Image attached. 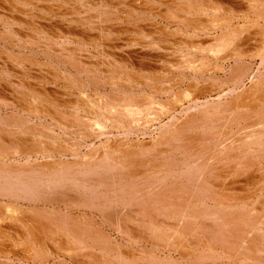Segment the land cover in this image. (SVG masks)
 Segmentation results:
<instances>
[{"label": "bare ground", "instance_id": "1", "mask_svg": "<svg viewBox=\"0 0 264 264\" xmlns=\"http://www.w3.org/2000/svg\"><path fill=\"white\" fill-rule=\"evenodd\" d=\"M0 1V3L7 4V7L4 6L5 9L0 7V20L7 25L17 27L23 24L25 18L31 19V21L27 19L26 24L32 26V32L29 29L31 34L19 33V38L13 40L5 38L6 35H2L3 30H0V40L19 50L18 54L14 55L20 57L23 64L34 68V66L37 67L43 63L34 56L28 59L26 51L28 47L42 49V39H46L50 33L53 36L52 39H58L61 43V49L54 48L53 55L61 56L77 73L71 76V79L69 78V83L74 86H66L68 89L65 96L68 98L66 99H62L55 92L45 91L42 93L43 95L38 94L41 89L37 90V94L41 95L40 99L45 104L41 105V102L36 105L37 107L31 109L28 115L40 117V114H43L50 118L52 127H49L48 131H43L45 127L43 130H39L37 127L25 125L24 119L18 120L16 114L17 118H14L0 112V185L2 186L0 199L10 198L14 201L19 200L27 203L29 197L36 195V192H41V188L44 190L43 193H51L53 188H70L78 195H85V197L89 195V199L83 201L82 198L79 200L78 198H68V201H72L66 202L67 208L68 206H85L87 209L91 208L92 211L95 209L94 211L98 212L99 209L108 206L112 208L114 203L116 207L117 205L120 208L123 207L125 211L130 206L132 209L133 204L131 203L134 202L135 209L144 196L148 199L152 193L159 194L161 191L168 193L167 196L174 200L187 197L185 195L186 193L189 195V191L185 186L178 184L175 177L171 176L172 174H167L175 167L159 164V159L160 161L164 160L163 157L170 160H176L175 157H177V161L174 162L178 164L181 175L188 178L189 184H191L190 180L193 175L207 176L213 180L210 184L208 181V183L205 182L206 179L203 184L201 176L200 183L197 181L195 185L193 183V189L199 190L198 195L204 197L190 204L183 201L180 203L179 200L177 204L172 200L169 203L167 199V206L166 199L158 198L157 203H160L161 206L157 205L158 209L166 205L167 207L163 209L167 211L166 214L171 212L169 215L172 220H169L174 221V224L172 222L159 223L157 219H155V224L152 222L153 225L151 222L148 223L145 229L151 232L148 234L154 235L156 232L158 236L155 235L153 240H143L138 237V239H132L133 246L145 243L144 245L149 248L148 251L143 248L144 251L142 249L133 254L126 253L127 249L125 248L123 251L117 249L121 245H117L118 242L113 240L115 238L111 237L110 232L102 229L101 226L98 227L94 223L91 225L86 224L87 222L83 223V216L70 218V214H66L68 213L67 209H65L66 213L61 208H56L58 212L54 211L45 215L44 213L32 214L31 210L32 213L29 215L26 213L20 215L13 212L14 209L3 211L1 203V264H49L51 261L54 264H77L76 259H80L79 252L83 248L91 250L89 253L87 252V258H85L86 255L82 256L85 262L80 264H161L162 261L158 256L159 248H163L166 252L174 251L180 254L182 259L175 260L174 263L169 261V264H182V262L185 264H264V0H147L148 2L140 3V8L127 5L126 8L130 12L139 9L143 17H146L145 14L150 15L154 20L151 25L153 28L156 27V30H151L155 31L154 34L151 31H146V33L143 26L129 30L135 34V37L136 35L140 36L136 37L137 39L131 47L134 48V52L137 51L135 45L138 48L143 46L141 44L143 40L180 37L179 40L177 39L179 42H176L178 55H174L175 58L171 59V64L169 57H162L165 59L164 62L169 63V66H165V63L162 65L166 68L165 72L171 76L167 79V84H163L165 87L161 88L162 90L156 86V83L164 78H160V74L159 78H153V75L156 74L155 70L144 65L143 57H139L140 61L137 62V65L131 64L130 66L131 52L128 56V50H124V56L115 55L114 63L109 65V72L103 70L102 63L100 65L97 62L87 64L81 62L78 57L79 52L77 50L74 52L69 46L76 43L77 40H82L92 48L100 47L104 43L103 40H107L103 35L105 31L90 24L91 28L96 27L93 30L101 31L103 34H99L97 39L93 37L95 33L93 36L87 35L84 38L76 32L77 29H74V26L73 30L68 29L67 32H64L60 29L59 31L54 30L51 26L39 25L48 19L45 14H54L55 11L59 15L61 11L58 12L53 8L55 4H51V0ZM66 1L70 4L75 0ZM132 2L134 1L132 0ZM137 2L139 3L140 0ZM124 3L126 4L125 0ZM152 3H158L157 7H152ZM45 4L49 5L45 6ZM63 5L64 3L61 2L56 6L63 7ZM78 9L80 8L78 7ZM39 10L43 12V16H39ZM63 16L64 18L70 16L76 20L80 19L79 12L75 9H72L69 14L64 13ZM157 20L165 21L167 25L160 28ZM171 26H175L172 31L168 29ZM99 27L101 28V26ZM121 30L123 29L120 28V32ZM251 34L254 37L248 39ZM243 38L245 41L247 40L246 42L251 40L250 44L259 43L256 47H251L250 44L244 47V44H238ZM127 46L129 47L128 44ZM80 59L82 58L80 57ZM256 60L263 63L261 65L263 71L254 74L253 62ZM67 64H63V67L67 68ZM149 66L151 65L149 64ZM7 68L9 69V67ZM20 70L22 69L20 68ZM117 70L119 71L116 72ZM107 73H110V76H107ZM190 73L191 75H189ZM138 74L150 75V77L146 80L143 76H137ZM84 78L86 80H83ZM248 81L250 84L245 86ZM206 83L208 86L203 89L199 88L201 84ZM183 84H186L185 89L181 88ZM143 85L150 86L152 93L149 97L146 95L134 97L122 88L123 86L142 88ZM108 86L111 89L115 88V91H119L118 88H122L124 91L120 90L116 94H106L105 92L102 94L96 91H99L101 87ZM224 87L228 91H225ZM90 88L94 91L92 90L91 94L86 95L85 89ZM74 89L76 90L74 91ZM56 92L58 93V91ZM215 95L218 96L216 100L213 99ZM158 96L166 98L157 100ZM6 98L8 99V97ZM0 101L12 107H15L14 105L18 102L8 103L1 93ZM27 104L28 102L26 106ZM178 111H180V118L175 115ZM167 118L168 122L165 123L164 119ZM70 120L74 127L69 124ZM156 124H159V133L153 141L150 140L151 143L142 145L141 143L137 144L138 141L134 142L136 136L145 133L147 135L151 127L154 128ZM73 128L79 130L78 137L84 141L83 144L79 139L75 141L68 139L69 137L57 138L56 130L63 131L60 133L62 136L68 131H70L68 134L71 133V130H75ZM200 131L205 133L204 135L207 134V137L201 135ZM111 132H115L118 138L113 139ZM109 133L112 134V139ZM43 137L48 138L45 144L50 142L49 138L57 140L56 143L53 141L54 144L51 146H47L48 144L45 146ZM96 138L107 140H104L106 141L104 143L101 141V144L95 143L97 146L89 143ZM82 146L87 148L83 154L80 153ZM179 156L181 157L178 160ZM185 162H187L186 165ZM175 166L177 167V165ZM102 176H106L109 180L104 178L105 182L103 183ZM199 177L198 179H200ZM142 181L146 182L144 187L141 186ZM189 184L187 185L189 186ZM199 185L201 188H197ZM62 193L63 191L60 192V195ZM64 193L66 194L67 191ZM166 194L164 193V195ZM52 196L54 197V195ZM153 196L152 198H154ZM56 197L54 200L52 199L54 202ZM65 198L63 201L59 199L61 203L66 201ZM39 199H41L40 196ZM206 199L208 201L211 199L212 203H204ZM6 205L8 208L9 204ZM16 205L14 206L15 210L18 209ZM10 206L12 207V205ZM128 210L130 211V208ZM108 212L110 213V211ZM57 213L60 217L62 213L64 220L62 225L54 220ZM111 214H113L112 211ZM114 214L116 215L117 212ZM155 214L159 217L157 213ZM169 215L167 214V217ZM124 219L127 220V217ZM12 220L19 223L18 226L16 223L14 225L10 223ZM88 220L90 221V219ZM106 222V218L103 219L102 225H105ZM178 224L179 227L182 225L184 231L174 227ZM206 224L209 225L206 226ZM114 228L116 233L118 232V236L122 237L121 240L126 241L129 232L126 234V230L119 229L120 231H117L116 225ZM173 228L175 231H172ZM17 229L19 232L21 230L22 233L25 232L26 236L16 237L17 239L15 237L8 238L9 233L13 234V231H17ZM208 230L211 234L207 236ZM189 233L192 234L190 235L193 241L184 239V236L188 237ZM255 237L262 238L260 239L261 244L252 241ZM132 238L134 237L132 236ZM180 239L184 241L178 243L177 241ZM171 243L177 244L171 245ZM24 244H26L24 248H21L20 245ZM18 250L22 252L18 253ZM98 250L101 251L98 252ZM110 250L119 253L115 258L120 261H114L108 257ZM163 262L166 263L164 260Z\"/></svg>", "mask_w": 264, "mask_h": 264}, {"label": "rangeland", "instance_id": "2", "mask_svg": "<svg viewBox=\"0 0 264 264\" xmlns=\"http://www.w3.org/2000/svg\"><path fill=\"white\" fill-rule=\"evenodd\" d=\"M113 1V2H112ZM118 1V2H117ZM126 1V4L124 5L123 4V2H124V0H122V1H119V0H103V1H101V0H75V1H73V2H70V4H69V2H67L66 0H55V1H53V0H51V4L52 3H54L55 4V7L53 6V8L55 9V10H58V12H59V10H61L60 11V13H59V15H57L56 13L57 12H55L54 11V14L53 13H49L48 15L47 14H45V16H46V18H48L46 21H44V23H41V24H39V25H42V26H44V27H53L54 28V30H58L59 31V29L60 30H63L64 32H67V30L69 29V30H73V28L74 29H77L76 30V32H78V33H80L81 34V36H83L84 38H85V36H93L94 35V33H95V35L93 36V37H97V38H99V34H103V32H101V31H98V30H93V28L95 29L96 27L97 28H99V29H103L105 32H104V34L103 35H105L104 37L105 38H107V40H103V42L104 43H102L101 44V46L100 47H97V48H92L91 47V45H88L86 42H84V41H80V40H75L76 41V43H74V44H71V46H69V47H71V49L75 52L76 50H77V52H79L78 53V57H79V60L82 62L83 61V63L84 64H87V63H100V65H101V63H102V67H103V70H105V71H107V72H109V65H111L112 63H114V57H115V55L116 56H119V55H125V51L124 50H128L127 51V54H128V56H129V52H131V54H130V56H129V60L131 61V62H133V63H131L130 62V66H131V64H134V65H137V62L138 61H140V59H139V57L140 58H142L143 57V59H144V65L145 66H147L148 68H151V69H153V70H155V75H153V78L154 77H157V78H159V74L161 75L160 76V78H164L162 81H159V82H157L156 83V86L157 87H159L160 89L162 88H164L165 86H163V84H167V79L169 78V77H171L170 75H169V73H166L165 72V69L166 68H164L163 67V65H162V63H165V66H169V63L171 64V59H173V57H174V55H178V51H177V48H178V46H177V43L176 42H179V41H177V39L179 40L180 39V37H174V38H169V39H152V40H149V39H147V40H143L142 42H141V44L143 45V46H139V48L138 47H136V45H135V49L137 50L136 52H134L133 50H134V48H131L132 46H133V44H134V41H136V39L137 38H139L140 36H137L136 35V37H135V34L133 33V32H130L129 30H132V28H139V27H141V26H143V28H145L144 30H145V32L146 31H151V30H156V27L155 28H153V26L151 25L152 24V22L154 21V20H152V17L150 16V15H147V14H145L146 15V17L144 16H142V13H140V11H139V9L138 10H136V9H134V10H132L131 12L126 8L127 7V5L128 6H131V7H133V6H135L136 8H140L141 6H139L140 5V3L141 4H143V2L144 1H147V0H140V2L138 3L137 2V0H133L134 2H132V0H125ZM127 1H129V2H127ZM142 1V2H141ZM1 2V1H0ZM61 2H63L64 3V5H63V7H60V6H56L57 4H59V3H61ZM121 2V3H120ZM148 2V1H147ZM4 3V4H3ZM118 5H117V4ZM132 3V4H131ZM137 3H138V5H137ZM73 4V5H72ZM157 5H158V3H156ZM155 3H152L151 5H152V7H154V8H156L157 7V5H156ZM42 5V4H41ZM46 5H49V4H45V6ZM4 6H6L7 7V4L5 3V2H2V3H0V7L1 8H4ZM78 7L80 8V9H78ZM124 7V8H123ZM119 8V9H118ZM123 8V9H122ZM5 9V8H4ZM72 9H75L76 11H78L79 12V18L80 19H74V18H70V16L69 17H66V18H64V16H63V14L64 13H66V14H69V13H71L72 12ZM104 9V10H103ZM108 9V10H107ZM121 10H123V11H121ZM4 13L6 12V11H3ZM129 12V13H128ZM139 12V13H138ZM38 14H39V16H43L44 14H43V12L41 11V10H39L38 11ZM41 14V15H40ZM43 14V15H42ZM121 16H120V15ZM139 14V15H138ZM131 15V16H130ZM133 15V16H132ZM193 16H194V14H192ZM84 17V18H83ZM23 18V17H22ZM27 19H29V18H25V21L23 22V24H20V25H18L17 27L16 26H14V27H12V26H10V25H7L6 23H4L2 20H0L1 22H0V30H3V34L2 35H6V37L5 38H9V39H13L14 40V38H19V33H22V34H27V33H29V34H31L30 33V30H31V32H32V26H28V25H26L27 24ZM50 19V20H49ZM71 19V20H70ZM135 21H134V20ZM193 19H194V17H193ZM116 20V21H115ZM192 20V19H191ZM29 21H31V19H29ZM118 21V22H117ZM131 21V22H130ZM59 22V23H58ZM109 22V23H108ZM157 22H158V25L160 26V28H163L164 26H166L167 25V23L165 22V21H161V20H157ZM54 23V24H53ZM95 23V24H94ZM102 23V24H101ZM107 25H106V24ZM65 24V25H64ZM90 24H93V25H95L96 27H93V28H91V26H90ZM117 24V27H115V25ZM63 25V26H62ZM110 25V26H109ZM128 25V26H127ZM74 26V27H73ZM78 26V27H77ZM99 26H101V28L99 27ZM131 26V27H130ZM148 26V27H147ZM151 26V27H150ZM60 27V28H59ZM109 27H111L110 29H109ZM113 27H114V29H113ZM119 27V28H118ZM173 27V28H172ZM10 28V29H9ZM32 28V29H31ZM107 28V29H106ZM115 28H117V29H115ZM120 28L121 29H123V30H121V32H120ZM142 28V27H141ZM150 30H149V29ZM153 28V29H152ZM168 28V27H167ZM5 29V30H4ZM30 29V30H29ZM84 29V30H83ZM113 29V30H112ZM129 31H127V30ZM168 29H170L171 31L173 30V29H175V26H171V27H169ZM19 30V31H18ZM66 30V31H65ZM82 30V31H81ZM89 30V31H88ZM127 31V32H126ZM14 32V33H13ZM24 32V33H23ZM99 32V33H98ZM152 32V31H151ZM154 32L155 31H153L152 33L154 34ZM98 33V34H97ZM110 33V34H109ZM147 33V32H146ZM112 34H113V36H112ZM98 35V36H97ZM22 36V35H21ZM20 36V37H21ZM47 38L46 39H42L41 37H40V39H42V49H39V48H36V47H31V48H27V51H26V53H27V58L29 59V58H32L33 56L34 57H36L37 59H38V61L39 62H43L42 64H40L39 66H34V68L32 67H29V66H26L27 64H23V60L20 58V57H18V56H15V55H17L18 54V49L17 48H12L11 46H10V44L9 45H6L5 44V42L4 41H2V40H0V93L2 94V96L4 97V99L5 100H7V102L8 103H14V102H17L14 106L15 107H12L11 105L10 106H7V104L5 105L4 103H2L1 101H0V112L2 113V114H6V115H9L10 117L12 116V117H14V118H17L18 120L19 119H24L23 121L25 122V125H27V126H31V127H37V129H39V130H43V128H44V130L43 131H48V129H49V127L51 128L52 127V121H51V119L50 118H47L45 115H43V114H40L41 116L40 117H36L35 115H32V116H29L28 115V112L31 110V109H35L37 106L36 105H39V104H41V102H42V104L41 105H43V101H42V99H40V96L41 95H38V94H42V93H45V91H47V92H55L56 94H58V96H60L62 99H66V98H68V97H65L66 96V93H68V92H66V91H68V89L66 88V86L67 85H71L69 82H70V79H71V76H74V74H77L76 72H74L71 68H70V66L66 63L67 61L65 60V59H63L61 56H59V55H53V50H54V48H59V49H61V43H59L60 41L58 40V39H52V37L53 36H51V34L49 33V35L48 36H46ZM110 37V38H109ZM118 38V39H116V38ZM123 37H125V38H123ZM254 36L251 34L250 36H249V38L248 39H252ZM96 38V39H97ZM112 38H113V40H112ZM115 38V39H114ZM122 38V39H121ZM130 38V39H129ZM202 38H203V36H202ZM9 39H8V42H10L9 41ZM173 39V40H172ZM109 40H111V41H109ZM117 40V41H116ZM131 40V41H130ZM243 40V41H242ZM241 41H239V45H243L244 44V47H246V46H249V42L251 41H249V42H246L245 41V38H243ZM106 41V42H105ZM195 41V40H194ZM52 42V43H51ZM56 42V43H55ZM252 42V41H251ZM107 43H108V45H107ZM126 44V45H123V44ZM248 43V44H247ZM258 43L259 42H256V45L254 44V43H251L250 45H251V47H256L257 45H258ZM106 46H105V45ZM115 44H116V46H115ZM119 44V45H118ZM127 44L129 45V47L127 46ZM132 44V45H131ZM176 44V45H175ZM253 44H254V46H253ZM51 45V46H50ZM55 45V46H54ZM163 45V46H162ZM169 45V46H168ZM40 46V47H41ZM66 46H68V45H66ZM126 46V47H125ZM161 46V47H160ZM79 47H80V49H79ZM86 47H87V49H86ZM114 47V48H113ZM88 48H90V49H88ZM129 48V49H128ZM170 48H171V50H170ZM5 49V50H4ZM58 49V50H59ZM98 49H100V50H98ZM104 49V50H103ZM156 49V50H155ZM246 49V48H245ZM85 51V52H84ZM90 51V52H89ZM100 51H102V52H100ZM133 51V52H132ZM174 51V52H173ZM8 52V53H7ZM89 52V53H88ZM100 54H99V53ZM114 52V53H113ZM12 53V54H11ZM118 53V54H117ZM163 53V54H162ZM15 54V55H14ZM88 54H89V56H88ZM110 54V55H109ZM137 54V55H136ZM80 55V56H79ZM82 55V56H81ZM108 57H107V56ZM165 56V58H167V57H169V59H170V62L168 63V62H164V60L165 59H163L162 57H164ZM80 57L82 58V59H80ZM87 57V58H86ZM97 57V58H96ZM138 57V58H137ZM152 57V58H151ZM13 58V59H12ZM93 58V59H92ZM175 58V57H174ZM3 59V60H2ZM10 61H9V60ZM22 61H21V60ZM61 59V60H60ZM89 59H91V60H89ZM96 59V60H95ZM42 60V61H41ZM105 60V61H104ZM109 60V61H108ZM135 60V61H134ZM7 61H9V62H7ZM50 61V62H49ZM4 62V63H3ZM7 62V63H6ZM3 63V64H2ZM11 65H10V64ZM48 63V64H47ZM7 64V65H6ZM46 64V65H45ZM63 64H67L66 65V67L67 68H64L63 67ZM149 64L151 65V66H149ZM263 63L260 61V60H256V61H254L253 62V71H254V74H256V73H258V71H263V69H262V67H261V65H262ZM49 65V66H48ZM52 66H53V68H52ZM159 66V67H158ZM7 67H9V69L7 68ZM12 67V68H11ZM29 67V68H28ZM41 69V71H40V69ZM48 67H49V69H48ZM134 67V66H133ZM156 67V68H155ZM20 68L23 70H20ZM28 68V69H27ZM7 69H8V71H7ZM14 69V70H13ZM26 69V70H25ZM60 69V70H59ZM63 69V70H62ZM164 69V70H163ZM50 70H52V71H50ZM56 70V71H55ZM67 70H69V71H67ZM161 70H163V71H161ZM15 71V72H14ZM18 71V72H17ZM28 71V72H27ZM39 71V72H38ZM119 70H117L116 72H118ZM161 71V72H160ZM257 71V72H256ZM8 72H9V74H8ZM26 72V73H25ZM42 72V73H41ZM52 72V73H51ZM67 72V73H66ZM47 73V74H46ZM49 73V74H48ZM54 73V74H53ZM66 73V74H65ZM110 73H107L106 75L108 76ZM253 74V75H254ZM39 75V76H38ZM40 75H41V78H40ZM47 75H48V77H47ZM157 75V76H156ZM164 75V76H163ZM189 75H191V73L189 74ZM23 76V77H22ZM66 76V77H65ZM68 76V77H67ZM110 76V75H109ZM137 76H143V78H145L146 80H148V77H150V75H143V74H138ZM33 77V78H32ZM25 78V79H24ZM43 78V79H42ZM70 78V79H69ZM29 79V80H28ZM65 79H67V80H65ZM69 79V80H68ZM13 80V81H12ZM23 80H25V81H23ZM43 80V81H42ZM55 80V81H54ZM83 80H86L85 78L83 79ZM108 80V79H107ZM2 81V82H1ZM47 81V82H46ZM52 81V82H51ZM54 81V82H53ZM57 81V82H56ZM59 81V82H58ZM24 82V83H23ZM31 82V83H30ZM34 84V86H33V84ZM44 83V84H43ZM54 83V84H53ZM62 83H63V85H62ZM65 83V84H64ZM20 84V85H19ZM29 84H31V85H29ZM162 84V85H161ZM250 84V82L248 81V82H246L245 83V86H248ZM27 85V86H26ZM61 85H62V87H61ZM8 86V87H7ZM46 86V87H45ZM52 86V87H51ZM54 86V87H53ZM71 86H74V85H71ZM127 86V85H126ZM126 86H123L122 88L125 90V92L126 93H130L129 95H132V96H134V97H137V96H144V95H146V96H150L151 95V89H150V86L149 85H143L142 86V88H140V87H136V88H131L130 86H128V87H126ZM199 86V85H198ZM206 86H208V83H206V84H201L200 85V89H203L204 87H206ZM4 87V88H3ZM7 87V88H6ZM11 87V88H10ZM21 87V88H20ZM30 87H32V88H34L35 90H33V89H31ZM145 87H146V89H145ZM186 88V84H183V86L181 87V88H183V89H185ZM2 88V89H1ZM6 88V89H5ZM38 88V89H37ZM39 88L41 89L40 90V92L38 93L37 92V90L39 91ZM49 88H51V89H48ZM53 88H54V90H53ZM122 88H118V89H120V90H123ZM224 88H226V87H224ZM55 89H58V90H56V91H58V93L55 91ZM61 89H62V91H61ZM69 89H71V88H69ZM115 89V88H114ZM114 89H111V88H109V86L108 87H105V88H103V87H101V89L98 91V90H96L98 93H106V94H111V93H119V91L118 90H114ZM128 89V90H127ZM148 89V90H147ZM161 89V90H162ZM179 89V88H178ZM227 89V88H226ZM225 89V91H228V89L226 90ZM11 90H12V92H11ZM76 89H74V91H75ZM89 90V91H88ZM92 90L94 91V89H85V94L87 95V94H91V92H92ZM123 90V91H124ZM146 90V91H145ZM21 91V92H20ZM133 91V92H132ZM16 92V93H15ZM61 92V93H60ZM33 93V94H32ZM38 93V94H37ZM60 93V94H59ZM10 94V95H9ZM13 95V97H11L12 95ZM17 95V97L16 98H18V99H16L15 98V96ZM19 95V96H18ZM43 95V94H42ZM8 97V99L6 98V97ZM10 97V98H9ZM20 97H22V98H20ZM33 97V98H32ZM156 97V96H155ZM215 98H213V99H218V96H214ZM24 98V99H23ZM166 98V97H165ZM165 98L163 97V96H161V97H157V100H165ZM25 100V101H23V100ZM30 99V100H29ZM32 99H33V102H32ZM11 100V101H10ZM29 100V101H28ZM214 100V101H215ZM20 101H22L21 103H20ZM28 102V104H27V106H26V103ZM31 101V102H30ZM23 103H25V104H23ZM34 103V104H33ZM36 103V104H35ZM38 103V104H37ZM45 104V103H44ZM33 105V106H32ZM3 107V108H2ZM18 107V108H17ZM185 107H188V105L186 106L185 105ZM4 109V110H3ZM9 109V110H8ZM13 109H15V110H13ZM3 111V112H2ZM5 111V112H4ZM180 111H178V113L177 114H175V115H177V117H179L180 115V113H179ZM11 113V114H10ZM59 113H60V111H59ZM1 114V115H2ZM17 115V117H16V115ZM20 114V115H19ZM25 116V117H24ZM34 118V119H33ZM180 118V117H179ZM36 119V120H35ZM47 120V121H46ZM164 121H165V123L166 122H168V118L165 120L164 119ZM34 123V124H33ZM39 123H41V124H39ZM69 124L71 125L72 123H71V120L69 121ZM40 125V126H39ZM44 125V126H43ZM47 125V126H46ZM39 126V127H38ZM72 126L74 127V125L72 124ZM73 129H75V128H73ZM159 129H160V127H159V124L157 125L156 124V126L154 127V128H152L151 127V129L147 132V135H146V133L145 134H140V135H138V136H136L135 138H134V142L135 143H137L136 141H138V143L137 144H142V145H144V144H148V143H151V141H153L154 140V138H156L157 137V135H158V133H159ZM72 132L71 133H69L68 134V132H70V131H68L67 133H65V134H63L62 136L60 135V133L61 132H63V131H58V130H56V133H57V135H58V137L57 138H61V137H69L68 139H70V140H72V139H74L75 141L76 140H78L79 139V130H77V129H75V130H71ZM76 131H77V133H76ZM155 131V132H154ZM59 132V133H58ZM75 132V135H77V136H75V135H73V133ZM201 132V131H200ZM112 134H113V139H116V138H118V137H116L117 136V134L115 133V132H111ZM111 133H109V136L111 137V139H112V134ZM150 133V134H149ZM202 133V134H201ZM201 133H199V134H201V135H203V136H206L207 137V134L206 135H204L205 133H203V132H201ZM71 134V135H70ZM152 134V135H151ZM60 135V136H59ZM68 135V136H67ZM75 136V137H73V136ZM115 135V136H114ZM143 135V136H142ZM148 135H150V136H152V137H150V136H148ZM156 136V137H155ZM194 136H199V135H194ZM71 137V138H70ZM95 137V136H94ZM93 137V138H94ZM116 137V138H115ZM42 139H45L44 140V144L46 143V141H47V137L46 138H42ZM53 139V140H52ZM49 138V140H50V142L49 143H47V144H45V146L47 145V146H51L52 144H54V143H56V140H54V138ZM139 139V140H138ZM142 139V140H141ZM152 139V140H151ZM80 141H81V143L83 144V140L82 139H79ZM104 140H107V139H105V138H101L100 140L99 139H92V142H89L90 144H93V145H95V146H97L96 144H101V141L104 143V142H106V141H104ZM148 140V141H147ZM151 140V141H150ZM53 141H54V143H53ZM58 143V142H57ZM89 143H87V144H89ZM96 143V144H95ZM86 147H84L83 148V146H82V148H81V150H82V152L80 151V153H84V151H86ZM55 157H58V156H55ZM181 156H179L178 157V160H179V158H180ZM59 158V157H58ZM163 159L164 160H161L160 161V159H159V164H167L166 166H171L172 165V167H175V168H173L171 171H169L167 174H169V175H171L172 177H175V179H176V182L178 183V184H183L184 186H185V188L189 191L188 193H189V195H187V193H186V195L185 196H187L188 197V199H187V197H182V198H180V200H179V198L178 199H176V200H174V199H170L168 196H167V194H166V192H163V191H161V192H159V194L157 193V195H155L154 193H152V195H151V197H148V199L144 196L143 197V199H141V201L140 202H138V204L136 205L137 206V208H135L134 209V207H135V205H134V202L131 200V202H133V203H131V204H133V208L131 209V206L130 207H127V209H125V211H124V209H123V207H121L120 208V206H118L117 205V207H116V205H112V208H111V206H108V207H106V208H102L103 210H104V213H102L103 212V210L102 209H99L100 211L102 210V212H100V211H92L91 210V208L90 209H87L85 206H80V207H78V206H68V208H67V201H68V198L70 199V198H74V199H77L78 198V200L79 199H83V201H87V199H89L88 197H89V195L87 196V197H85V195H81V194H79L78 195V193H75V192H73V190H70V188H66V189H61V188H53V189H51L52 190V192L51 193H47V192H45V193H43L44 192V190H43V188H41V192H36V195H33V197H34V199H33V197H29V201H27V203L26 202H24V201H19V200H15L14 201V199H7V198H5V199H0V205H2V207H3V211L5 210V211H8V210H10V209H14L15 210V208H14V206L16 205L17 207L16 208H18V209H16V210H18V211H14V210H12L13 212H16L17 214H25L26 213V215H29V214H31L32 212L31 211H33V213L32 214H38V213H44V215L45 214H50V213H53L54 211L55 212H58V209L56 210V208H61V210L62 211H65V213H66V210L65 209H67L68 211V213H66V214H70L69 216H70V218H77L78 216H80V217H82L83 216V219H82V221H83V223H85V222H87L86 224H92V223H94V224H97V226L99 227V226H101V228L102 229H105L106 231H108V232H110V235H111V237H113V238H115V239H113L114 241H117L118 243H117V245H121V247L123 248H121V247H117V249H121V251H123V250H125V249H127V250H125L126 251V253L127 252H129V253H134V252H136V253H138V252H140L139 250H142L143 248H145L147 251L149 250V248L148 247H146V245H144V244H141L140 246H133L132 245V243H131V241H132V239H138V238H143V240L144 239H147V240H150V239H154L155 238V235L156 236H158V234L155 232V234L154 235H149L151 232L150 231H146L145 229L147 228V224L148 223H150L151 222V224H152V222H153V224H155L154 222H156V220L155 219H157L158 221H159V223H173L174 224V221H170V220H172L171 219V217H170V215L169 214H171V212L170 213H167L168 215H169V217H167V214H166V210L165 209H163L164 207L166 208L167 206H168V201H169V203L170 202H172V201H175V203L177 204L178 202V200H179V202L180 203H185V202H189V204L191 203V202H195V201H197V200H199V199H203V197L204 196H202V195H198V193L197 192H199V190H197V191H195L194 189H193V183H194V185H195V183H196V181H197V183H200L201 182V176L199 177L198 175H193L192 176V178L191 177H189V178H191L192 180H190L191 181V184H189V182L187 181V179L188 178H186V177H184V176H182L181 175V170H180V168H179V166H178V164L176 163V162H174V161H177V157H175V159L176 160H170V159H165L164 157H163ZM166 160V161H165ZM169 160V161H168ZM171 161H173L172 163H171ZM163 162V163H162ZM188 162V161H187ZM187 162H185V165L187 164ZM170 163V164H169ZM175 165H177V167L175 166ZM178 173V174H177ZM181 176V177H180ZM198 177L200 178V179H198ZM105 178V180H109V179H107V177L106 176H102L101 177V181L104 183L105 181L103 180ZM204 179V180H203ZM207 179V180H206ZM180 180V181H179ZM206 180V181H205ZM211 180V181H210ZM209 182L210 184L213 182V180L212 179H209V177H204V176H202V182L201 183H205V182ZM207 182V183H208ZM189 184V186L187 185V184ZM145 184H146V182L144 181H142V183H141V186H145ZM143 186V187H144ZM1 185H0V189H1ZM170 187H172V186H170ZM169 187V188H170ZM197 188H201V186L199 185ZM58 190H59V192H58ZM63 191V193H62V195H63V198H61L62 197V195H60V192H62ZM67 191V193L68 194H70V195H68L67 193L65 194L64 192H66ZM0 192H1V190H0ZM73 192V193H72ZM151 192V191H150ZM197 194H196V193ZM201 192V191H200ZM41 195H40V194ZM54 193V194H53ZM162 193V194H161ZM164 193L166 194V195H164ZM191 193H193V194H191ZM54 195V197L52 196V195ZM64 194H65V196H64ZM153 194H154V196H153ZM194 194H195V196H194ZM5 196H6V194H4ZM44 195V196H43ZM164 195V196H163ZM32 196V195H31ZM39 196L41 197V199H39ZM49 196H51V197H49ZM56 196H58V197H56ZM69 196V197H68ZM80 196V197H79ZM152 196L154 197V198H152ZM183 196H184V194H183ZM200 196V197H199ZM12 197V196H11ZM43 197V198H42ZM48 197V198H47ZM57 198L56 200H55V202L53 201L54 200V198ZM66 197V198H65ZM196 197V198H195ZM30 198H32V199H30ZM51 198V199H50ZM65 198V202L63 203H61V200L63 201V199ZM158 198H163V199H166L165 201L167 202V204L166 203H163V204H166V205H164L162 208H160V209H158V207L160 206V203H157L158 202ZM190 198V199H189ZM47 201H46V200ZM53 199V200H52ZM59 199H61V200H59ZM151 199V200H150ZM153 199H154V202H153ZM167 199H168V201H167ZM184 199V200H183ZM187 199V200H186ZM195 199V200H194ZM9 200H10V202H9ZM30 200H33V201H30ZM48 200H50V201H48ZM172 200V201H171ZM2 201V202H1ZM72 201V200H71ZM70 200L68 201V202H71ZM146 201H148L147 203H145L144 204V202H146ZM183 201V202H182ZM205 202L204 203H206V204H209L212 200L210 199L209 201H208V199H206V200H204ZM50 202V203H49ZM58 202V203H57ZM60 202V203H59ZM151 202V203H150ZM263 202H264V199H263ZM2 203V204H1ZM5 203V204H4ZM9 204V207L7 208V205L6 204ZM20 203V204H19ZM34 203V204H33ZM65 203H66V205H65ZM137 203V202H136ZM150 203V204H149ZM212 203V202H211ZM13 204H15L14 206H13ZM131 204H129V205H131ZM140 204H142L141 206H139ZM147 204H149V205H147ZM153 204V205H152ZM10 205H12V207L10 206ZM146 205V206H145ZM156 205V206H155ZM157 205H158V207H157ZM44 206V207H43ZM143 206V207H142ZM145 206V207H144ZM151 207V208H149V207ZM44 209H43V208ZM142 207V208H141ZM161 207V206H160ZM170 207V206H169ZM169 207H168V209H169ZM172 207V206H171ZM25 208H27V209H25ZM39 210H38V209ZM42 208V209H41ZM50 210H49V209ZM111 209V210H109V209ZM130 208V211H132V212H130L128 209ZM144 208H146V209H144ZM21 209V210H20ZM32 209H35V210H32ZM46 209V210H45ZM115 209V210H114ZM117 209V210H116ZM141 209V210H140ZM144 209V210H143ZM161 209H162V211H161ZM31 210V211H30ZM119 210H120V212H119ZM135 210V211H134ZM140 210V211H139ZM150 210V211H149ZM165 210V211H164ZM20 211V212H19ZM23 211H24V213H23ZM26 211V212H25ZM29 211V212H28ZM44 211H47V212H44ZM49 211V212H48ZM108 211H110V213L108 212ZM111 211H112V213L113 214H111ZM114 211V212H113ZM128 211H129V213H128ZM144 213L145 211H147V212H145L144 214H145V216H144V214L142 213V212ZM149 211V212H148ZM22 212V213H21ZM28 212V213H27ZM72 212V213H71ZM108 212V213H107ZM115 212H117V214L115 215L114 213ZM138 212V213H137ZM141 212V213H140ZM163 212H165V213H163ZM168 212H169V210H168ZM118 213H120V214H118ZM153 215H152V214ZM155 213H157V215L159 216V217H157L156 216V214ZM104 214H106V215H104ZM124 216H122V215ZM125 214V215H124ZM126 214H127V216H126ZM133 214V215H132ZM139 214V215H138ZM141 214H143V219H142V217H141ZM147 214V215H146ZM166 216V220H165V216ZM72 215V216H71ZM107 215H109L108 216V218H107ZM111 215V216H110ZM132 215V216H131ZM86 216V217H85ZM113 216H115V217H113ZM122 216V217H121ZM130 218H129V217ZM138 216V217H137ZM140 216V217H139ZM163 216H164V219H163ZM190 216H191V214H190ZM63 216H62V213H61V217L59 216V214L57 213V217H55V221H57V222H59L61 225H62V223H63V218H62ZM111 217V218H110ZM127 217V220L126 219H124V218H126ZM149 219H148V218ZM153 217V218H152ZM157 217V218H156ZM105 218H106V224L105 225H102V220L104 219L105 220ZM116 218H117V220H116ZM60 219V220H59ZM88 219H90V221L88 220ZM94 221H93V220ZM111 219V220H110ZM137 219V220H136ZM139 219V220H138ZM147 219V220H146ZM151 219H152V221H151ZM159 219H161L162 220V222H161V220H159ZM170 219V220H169ZM113 220V221H112ZM117 222H116V221ZM134 220V221H133ZM154 220V221H153ZM91 222V223H89V222ZM93 221V222H92ZM109 221H110V224H109ZM112 221V222H111ZM119 221H121V222H119ZM136 221V222H135ZM135 222V223H134ZM146 223L145 225H144V223ZM10 223H12L13 225L16 223L17 224V226H18V224L19 223H17L15 220H12ZM131 223V224H130ZM133 223V224H132ZM137 223V224H136ZM141 223V224H140ZM129 224V225H128ZM137 226H136V225ZM140 224V225H139ZM152 224V225H153ZM110 225V226H109ZM115 225H116V230L118 231L119 229L121 230V231H125L126 232V234L129 232V234H128V238H130V239H126V241H122L121 240V236L119 235L118 236V232L116 233V231H115ZM132 225V226H131ZM144 225V226H143ZM209 224H206V226H208ZM102 226H104V227H102ZM114 226V227H113ZM136 226V227H135ZM122 227V228H121ZM130 227H131V229H133V230H131L130 229ZM138 227H139V229H138ZM174 227H178L177 229H181L182 231H184V228L182 227V225H180V227H182V228H180L179 227V224L178 225H175ZM17 228H19V227H17ZM141 228H143V229H141ZM20 229V228H19ZM98 229V228H97ZM114 230V231H113ZM119 230V231H120ZM143 230V231H142ZM211 230V229H210ZM210 230H208V233L206 234V233H204V235L206 234L207 236L208 235H210L211 234V232H210ZM132 231V233L130 234V232ZM142 231V232H141ZM144 231H145V233H144ZM172 231H175V228H173L172 229ZM18 234H17V233ZM137 232V233H136ZM150 232V233H149ZM210 232V233H209ZM135 233V234H134ZM149 233V234H148ZM142 234V235H141ZM185 234H187L188 235V233H186L185 232ZM184 234V235H185ZM191 233H189V236L187 237V235H185L183 238L184 239H187L186 241H193L192 240V238H191V235H190ZM8 235V234H7ZM16 235V236H15ZM18 235V236H17ZM22 235H25L26 236V233L25 232H23L22 233V230H21V232H19V230L17 229V231L15 230V231H13V234H10L9 233V236H8V238H11V237H17V238H19V237H23ZM138 235V236H137ZM146 235V236H145ZM147 235H149V236H147ZM205 235V236H206ZM24 236V237H25ZM132 236L134 237V238H132ZM135 236H136V238H135ZM140 236V237H139ZM142 236H145V237H142ZM138 237V238H137ZM16 238V239H17ZM112 239H110V240H112ZM260 239H262V238H260ZM260 239H258V237L256 238L255 237V239H253L252 241L254 242V243H256V241L257 242H259L260 244H261V241H260ZM177 240V239H176ZM180 241H184V240H179V241H177L178 243L180 242ZM176 242V241H175ZM161 243H163L162 241H161ZM130 244V245H129ZM167 244V243H166ZM177 243H171V245H176ZM182 244V243H181ZM180 244V245H181ZM14 245V244H13ZM26 244H24V245H20V247L21 248H24V246H25ZM170 245V247H173V246H171ZM179 245V244H178ZM15 246V245H14ZM18 246V245H17ZM144 246V247H143ZM148 246V245H147ZM19 247V246H18ZM135 247H136V250H135ZM20 248V249H21ZM125 248V249H124ZM174 248V247H173ZM172 248V249H173ZM15 249H18V248H15ZM145 249H143V251L145 250ZM91 249H81V252H79L80 253V259H82L81 261H80V259H76V261L78 262H76L77 264H80L81 262H85V261H83L84 260V258L82 257L83 255H86V257L85 258H87V252L89 253V251H90ZM99 251H101V250H98V252ZM110 251H113V250H110ZM110 251H108V257H110L112 260H114V261H120L118 258H115V257H118V255H119V253H117L115 250L113 251V252H110ZM124 251V252H125ZM133 251V252H132ZM237 251H238V248H237ZM19 252H22L21 250H18V253ZM172 252H174V251H172ZM170 253V252H166V251H164L163 250V248L162 249H160L159 248V250H158V256H159V259H160V261H162L161 262V264L163 263V264H169V261L170 262H176L175 260H177V261H179L180 259H182L181 258V256H180V254L179 253H176V252H174V253ZM83 253V254H82ZM113 253H115V254H113ZM20 254H22V253H20ZM112 254H113V256H112ZM118 254V255H117ZM174 254V255H173ZM79 256V255H78ZM167 256V257H166ZM113 257V258H112ZM164 257H166L165 259H164ZM116 259V260H115ZM168 259V260H167ZM171 259V260H170ZM173 259V260H172ZM79 260V261H78ZM163 260L166 262V263H164L163 262ZM71 262V261H70ZM54 264L53 263V261H51L49 264ZM1 264V263H0ZM68 264H70V263H68ZM72 264V263H71ZM182 264H185V263H183L182 262Z\"/></svg>", "mask_w": 264, "mask_h": 264}]
</instances>
